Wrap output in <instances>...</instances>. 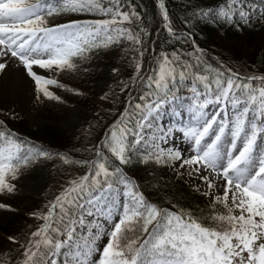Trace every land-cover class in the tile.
Here are the masks:
<instances>
[{
	"label": "snow or ice",
	"instance_id": "obj_1",
	"mask_svg": "<svg viewBox=\"0 0 264 264\" xmlns=\"http://www.w3.org/2000/svg\"><path fill=\"white\" fill-rule=\"evenodd\" d=\"M141 7L140 0H0V89L19 76L37 104L63 103L53 88L84 94L53 77L72 80L101 52L133 53L131 75L116 84L126 102L121 107L112 92L114 107L82 132L89 143L79 159L0 120V194H13L15 182L47 160L76 169L30 214L41 222L35 230L8 237L18 264H264V68L242 73L207 56L192 31L194 19L264 26V0L194 9L183 28L158 0L167 43L190 47L161 48L147 60L152 31ZM134 165L171 170L205 204L153 200L129 173Z\"/></svg>",
	"mask_w": 264,
	"mask_h": 264
},
{
	"label": "rangeland",
	"instance_id": "obj_2",
	"mask_svg": "<svg viewBox=\"0 0 264 264\" xmlns=\"http://www.w3.org/2000/svg\"><path fill=\"white\" fill-rule=\"evenodd\" d=\"M258 29L260 31L255 33V37H259V40H257L259 41L257 42L259 49L252 48V43H249L247 38L232 39L226 32H221L217 35L221 53H230L231 50L236 53L240 52L243 55L241 57L242 62H246L245 58L251 56V54H256L264 59V26L258 24ZM132 55L131 52L126 53L123 50L116 49L101 52L98 56H94L90 62L83 63L80 75L74 76L72 80H66L63 76L53 77L59 79L60 83L65 84L68 88L84 94L76 95L74 92L66 91L63 88H53L51 90L61 96L64 102L50 101L52 102L50 106L37 104L33 100L31 88L19 76H14L6 88L0 89V120L8 123L9 127L17 131L22 137L29 138L39 145H43V140L39 139L42 136L41 133L53 126L58 127L65 140H70L69 142L75 144L81 140H87L82 132L88 127L89 122H95L96 113L100 112L101 115H104L114 107L111 101L100 99L105 92H108L109 97L112 96L114 82L121 77L120 71L114 74L112 69H119L120 62L123 59L131 62ZM84 69H87V71H84ZM44 74L53 76L52 73ZM64 93H69L74 97V100L70 96L65 98ZM16 114H18L16 119L9 118L11 115ZM165 120L167 123L168 118L166 117ZM9 122H12L13 125ZM24 129L27 130V133L34 134L36 138L24 134L22 132ZM66 169L67 172H76L74 167L62 166L58 160H47L38 163L28 173H25L19 181L15 182L16 190L13 194H0V203L9 206V208H1L4 211H0V222H2L1 216L6 213L8 218L15 224L12 232L5 234L0 231V264H4L5 259L8 260L13 254L15 255L13 264H18L16 260L18 247L13 245L8 237L15 236L17 239L22 240L24 235L26 237L41 223L33 219L30 214L43 209L44 204L48 202L54 193L58 192L57 180L59 178L61 180V173ZM158 173L170 183L184 185L205 203L203 197L193 191L185 180L177 178L171 170H158Z\"/></svg>",
	"mask_w": 264,
	"mask_h": 264
},
{
	"label": "trees",
	"instance_id": "obj_3",
	"mask_svg": "<svg viewBox=\"0 0 264 264\" xmlns=\"http://www.w3.org/2000/svg\"><path fill=\"white\" fill-rule=\"evenodd\" d=\"M167 7L170 12L174 15L176 23L181 25L183 28V18L185 16H191L194 9L199 8H208V7H216L221 3V0H166ZM141 9L140 11L145 12V22L148 27L152 31V35L150 37L152 43H149L148 50L145 51V59H149L155 53H158L161 48H164L168 51H171L173 47L182 49L184 47H190V45H182L181 43H173L169 45L167 43V33L166 30L163 29V25L161 24L159 12H158V0H140ZM195 27L192 31L195 33V40L197 44L205 50V53L209 57H219L225 63L231 65L233 68H236L240 72H256L257 70L264 68V59L256 54H251V56L245 58L246 62H242L241 57L243 56L240 52L236 53L231 50L230 53H221L217 35L221 32H226V34L232 39H245L247 38L249 43L251 42V46L254 49H259L257 45V40L259 37H255V33L259 32L258 24L249 25L243 28H237L236 26H219L215 23L208 21H199L193 20ZM138 56V54H136ZM244 66L241 68V66ZM147 67V64H145ZM120 69V79H117L114 82L113 90L119 97L116 103L123 107L124 102L127 100V93L121 94L119 89L116 87L118 80H127L132 73V65L127 59H123L119 65ZM67 80V79H66ZM129 90H131L129 88ZM63 96H70L71 99L74 100V97L69 93H64ZM109 101H112V96L109 97ZM45 106L52 105V102L45 101L43 103ZM9 124L13 125L12 122ZM24 134L30 135L34 138L35 135L27 133V130L24 129L22 131ZM101 130L98 128L97 133L99 134ZM42 136L39 139L43 140V146H49V149L54 152L60 153H71L73 157L79 159L82 155H84L82 149L88 145L89 140H81L78 143L69 142L70 140H65L63 137V133L58 129V127L53 126L48 129H45L42 133ZM48 143V144H47ZM46 144V145H45ZM60 171V170H59ZM129 173L133 175L137 180L145 186L148 193L151 195L153 200L164 199V200H172L175 197L181 204L195 206L197 204L204 205V201L197 196L195 193H191L189 189H187L182 184H174L164 180L161 175L158 173L151 172L147 170L145 167L141 165H134L128 169ZM61 173V172H60ZM76 174L67 171H63L61 173V180H57V185L64 183V181L68 178L69 174ZM151 183H155L156 187L159 191H154L152 188H149L148 185ZM0 211H4L0 208ZM0 222V231L3 233L12 232L14 230L15 224L8 218V214L3 213L1 216ZM27 236V235H26ZM25 238V235H24ZM15 255L13 254L8 259V263L13 264L15 262Z\"/></svg>",
	"mask_w": 264,
	"mask_h": 264
},
{
	"label": "bare ground",
	"instance_id": "obj_4",
	"mask_svg": "<svg viewBox=\"0 0 264 264\" xmlns=\"http://www.w3.org/2000/svg\"><path fill=\"white\" fill-rule=\"evenodd\" d=\"M14 91V90H13ZM16 91V90H15ZM12 94V93H11ZM16 96V95H15ZM14 97V96H13Z\"/></svg>",
	"mask_w": 264,
	"mask_h": 264
}]
</instances>
